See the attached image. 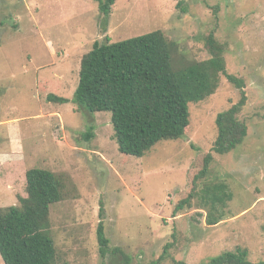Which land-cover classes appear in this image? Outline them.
<instances>
[{
    "label": "rangeland",
    "instance_id": "rangeland-1",
    "mask_svg": "<svg viewBox=\"0 0 264 264\" xmlns=\"http://www.w3.org/2000/svg\"><path fill=\"white\" fill-rule=\"evenodd\" d=\"M157 30L175 70L212 58V31L226 48L227 73L244 80L247 95L237 117L248 135L232 153L213 152L218 116L242 97L224 75L215 94L190 103L186 135L141 158L120 153L111 112L75 102L82 59L96 41ZM209 154V172L196 180ZM33 168L65 182V199L50 210L57 264H205L238 249L263 262L264 0H117L108 20L95 0H0V208L27 197Z\"/></svg>",
    "mask_w": 264,
    "mask_h": 264
},
{
    "label": "trees",
    "instance_id": "trees-1",
    "mask_svg": "<svg viewBox=\"0 0 264 264\" xmlns=\"http://www.w3.org/2000/svg\"><path fill=\"white\" fill-rule=\"evenodd\" d=\"M95 1L108 20L117 0ZM207 48L211 59L175 70L171 45L161 30L115 43L109 38L96 41L82 59L75 102L88 113L111 112L120 153L141 158L160 142L184 137L191 122L190 103L215 94L224 75L242 97L218 116L213 152L230 154L248 135L246 124L237 117L247 102L245 83L227 73L226 48L217 42L214 31L207 38ZM49 98L67 102L52 95ZM92 130L86 134L87 140L93 137ZM213 159L212 154L205 158L196 180L207 176ZM26 179L27 197L19 199L20 205L0 208V255L5 264H57L50 210L65 199V182L62 176L41 168L28 170ZM192 197L182 200L175 214L185 209ZM212 218L209 223L217 224ZM97 233L100 252L106 256L110 245L102 223ZM112 252L122 253L119 248ZM248 256L246 249H238L205 264H264L253 263ZM162 258L151 264H161Z\"/></svg>",
    "mask_w": 264,
    "mask_h": 264
}]
</instances>
